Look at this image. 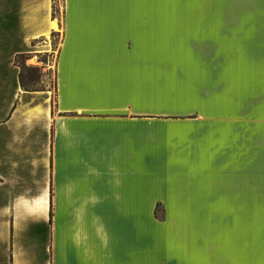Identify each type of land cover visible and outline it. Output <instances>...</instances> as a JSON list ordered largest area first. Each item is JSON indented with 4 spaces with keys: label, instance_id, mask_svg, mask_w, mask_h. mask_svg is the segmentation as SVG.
I'll list each match as a JSON object with an SVG mask.
<instances>
[{
    "label": "crops",
    "instance_id": "obj_1",
    "mask_svg": "<svg viewBox=\"0 0 264 264\" xmlns=\"http://www.w3.org/2000/svg\"><path fill=\"white\" fill-rule=\"evenodd\" d=\"M52 3L0 0V264H264V0Z\"/></svg>",
    "mask_w": 264,
    "mask_h": 264
},
{
    "label": "rangeland",
    "instance_id": "obj_2",
    "mask_svg": "<svg viewBox=\"0 0 264 264\" xmlns=\"http://www.w3.org/2000/svg\"><path fill=\"white\" fill-rule=\"evenodd\" d=\"M53 6H55V14L52 15L61 21L62 0H53L52 7ZM58 42L59 35L54 32L48 35L46 39H36L32 41L35 49L40 50V52L35 51L14 57V64L18 66L20 70V80L23 87L28 90L48 91L52 103L55 97L54 66ZM227 75V80H231L227 87V106L230 110H233V72H229Z\"/></svg>",
    "mask_w": 264,
    "mask_h": 264
},
{
    "label": "trees",
    "instance_id": "obj_3",
    "mask_svg": "<svg viewBox=\"0 0 264 264\" xmlns=\"http://www.w3.org/2000/svg\"><path fill=\"white\" fill-rule=\"evenodd\" d=\"M52 14H53V15L55 14V6L52 7ZM20 82H21V80H20ZM21 85H22V84H21ZM22 87H23V85H22Z\"/></svg>",
    "mask_w": 264,
    "mask_h": 264
},
{
    "label": "bare ground",
    "instance_id": "obj_4",
    "mask_svg": "<svg viewBox=\"0 0 264 264\" xmlns=\"http://www.w3.org/2000/svg\"><path fill=\"white\" fill-rule=\"evenodd\" d=\"M54 27H56V24L54 25Z\"/></svg>",
    "mask_w": 264,
    "mask_h": 264
}]
</instances>
